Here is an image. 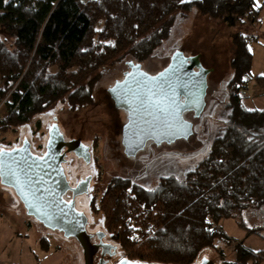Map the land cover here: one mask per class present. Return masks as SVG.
<instances>
[{"label": "trees", "instance_id": "obj_1", "mask_svg": "<svg viewBox=\"0 0 264 264\" xmlns=\"http://www.w3.org/2000/svg\"><path fill=\"white\" fill-rule=\"evenodd\" d=\"M193 8L212 19L260 22L255 0H0V130L58 101L91 102L101 68L149 59ZM248 38L232 33L227 114L207 155L183 177L161 176L153 187L110 180L99 206L127 259L196 264L209 248L221 264H264V250L232 240L221 226L231 219L247 235L264 229L243 219L264 206V109L244 104L247 84L264 83V75L250 74Z\"/></svg>", "mask_w": 264, "mask_h": 264}, {"label": "rangeland", "instance_id": "obj_2", "mask_svg": "<svg viewBox=\"0 0 264 264\" xmlns=\"http://www.w3.org/2000/svg\"><path fill=\"white\" fill-rule=\"evenodd\" d=\"M255 7L261 9L260 22L256 23L238 21L231 15L222 19H212L193 10L182 20H176L171 30V36L162 42V45L151 54L149 59L142 62L143 67L148 71L152 68H162L163 61H167L174 51L180 50L186 56L197 55L200 65L204 69H210L206 75L205 103L198 117L191 116L190 118V121L193 122V133L188 139H176L171 143H163L161 147L156 146L157 149L154 148L150 153L151 156L147 154L146 149H143L136 155L139 164H131L123 158L122 168L121 161L116 160L114 152L111 150L110 139L113 133L117 137L120 136L124 121H122V115L119 117V113H116L117 109L107 100V92L104 89L110 81L112 70L116 71L115 66L111 65L101 68L102 81L98 91L92 94L91 102L73 106L67 100L58 101L43 113L34 115L28 123L9 128L6 131L0 130V148L22 145L27 141L37 151V143L45 141L47 129L53 120L52 116L56 115L58 124L66 137H80L92 149L91 156L96 167L100 164L98 170L93 163L90 168H84L78 159L70 156L69 163L71 164L69 165L78 170L75 174L84 175L93 172L96 179L100 178L97 182L100 186L105 182V179L114 175L128 176V179L133 183L137 182L144 187H153L161 176L183 177L186 172L195 167L200 159L207 155L212 139L221 134L223 121L227 114V110L224 108L228 99L227 83L232 76L230 58L233 53L231 41L233 32L241 31L249 37L248 49L250 52L252 51L250 74L253 76L264 75V0H255ZM2 36L4 37V35ZM50 69L54 70V68ZM247 85L244 91V104L249 108L264 109V83L259 85L252 79ZM94 103L98 105L93 107ZM0 112H3L2 106ZM80 165L81 167H79ZM12 191L14 192L11 187L0 182V200L9 206L17 205L20 209L23 204L19 198L16 197L17 199L9 201L8 196L11 194L9 192ZM102 196L98 193L94 197L90 195L79 198L77 204L88 217L87 230L92 233L105 232V240L115 244L114 240L106 233L104 210L99 206ZM88 200H92V202L89 204ZM3 201H0V204H3ZM28 218L32 220L33 225L31 233L26 236L27 244L35 249L39 260L33 264H83L82 250L74 237H66L61 231L47 228L37 220H33L32 216ZM243 219L251 227L264 228V206L258 210L248 209L243 213ZM3 222L5 220L0 218V224ZM221 226L232 240L242 241L245 247L255 251L264 249V229H262L261 236L258 237L255 234L247 235L231 219L223 220ZM16 230L25 234L28 228ZM41 235L48 238L49 245L46 244L45 251L40 250L34 243L36 238ZM22 240L20 238V241ZM116 247L114 256L109 257L107 264H115L122 258H128L118 245ZM229 250V248L226 249L227 254L232 257ZM203 255L212 259L216 264H221L220 257L218 258L213 251L210 252L209 248L204 249L201 258ZM228 256L226 257L228 258Z\"/></svg>", "mask_w": 264, "mask_h": 264}, {"label": "water", "instance_id": "obj_3", "mask_svg": "<svg viewBox=\"0 0 264 264\" xmlns=\"http://www.w3.org/2000/svg\"><path fill=\"white\" fill-rule=\"evenodd\" d=\"M141 65V62L128 61L129 72L110 89L116 107L128 113L121 135L124 153L130 157L143 150L148 141L161 144L188 139L193 133V122L185 115L191 112V116L198 117L202 112L206 75L210 70L200 65L197 55L186 56L180 50L174 51L167 65L156 73H148ZM160 73L166 74L160 77ZM63 146L79 157L88 154L87 146L79 139L64 141L57 124L51 127L46 151L41 156L31 151L27 141L19 147L3 148L9 155L4 157L5 175L0 176V182L14 190L27 215L47 228L61 231L66 237H74L81 247L83 264H105L103 255L114 254L117 247L102 241L91 242V234L86 230L87 217L76 209L74 201L75 195L85 192L86 187L70 188L61 165ZM69 188L73 195L66 200L64 195ZM103 234L99 231L98 238ZM99 248L101 257L95 262L94 255ZM116 264L152 263L122 258ZM196 264L216 263L203 255Z\"/></svg>", "mask_w": 264, "mask_h": 264}, {"label": "flooded vegetation", "instance_id": "obj_4", "mask_svg": "<svg viewBox=\"0 0 264 264\" xmlns=\"http://www.w3.org/2000/svg\"><path fill=\"white\" fill-rule=\"evenodd\" d=\"M169 59L167 61L166 60L163 61L162 68H164L165 65H167V63L169 62ZM128 61H134V60L128 59V60L121 61L122 63L121 62H117V64L118 63H121L120 65H117V64L113 65V67L115 66L116 71H115V69L112 70V72L110 74V81L104 87V89H106L107 96H108L107 100L111 103V105L115 109H117L116 113H119V117H120V115H122V117H123V120L122 121H124V123L127 122L128 113L126 111H124L123 109H121V108L118 109V107H116L115 102H114V100L111 97L110 89L113 88L116 85V83H118V81L123 80V77H124L125 73L129 72L130 68L128 67ZM134 62L136 63V61H134ZM141 64H142V62H141ZM116 65H117V67H116ZM141 67H143V65H141ZM162 68H159V67L158 68H152L149 71L146 70V68H144V70L151 74V73H156V72L162 70ZM100 72H101V76L94 83L93 93H96V91H98L99 86L101 84L103 73H102V71H100ZM96 104L94 103L92 106L94 107V106H96ZM188 113L185 115V118L189 117L188 116ZM52 118H53L52 123L50 124V126H49V128L47 129V132H46V139H45V141L44 142H40L39 141L37 143V145H36L37 151L34 150L32 148L31 143H29L30 144V149H31V151L34 154H36L38 156H41L43 153H45V151H46V143H47V140H48V137H49V131H50L51 127L53 125H55V124H57L58 129H59V132L62 134L64 141L68 142V141H71V140H77V139H79L85 146H87L88 154L86 155V157H79V156H77V154L75 152H73V151H67V147L66 146H63L62 147V150H61V153H64V156H63L64 160L61 163V165L63 167L64 173H65V176H66V179H67V181L69 183L70 188H76L78 185H80V187H82V188H83V186L86 187V191L85 192L80 193V194H77L74 197L76 209L79 210V211H82L86 215V213L82 209H80L78 207L77 202H78V199L79 198H84V197L90 196V195L92 197H94L98 193H100L101 195H104V194L108 193V190H107L108 189V185H109V182H110V180L112 178H115V177H122V178H125L126 177V178H129V177L128 176H125V175H121V176L120 175L119 176H115L114 175V176L108 178L107 180L105 179L104 180L105 182L103 181L104 183L100 186L97 183V182H99V179L100 178H97L96 179L94 177L93 172L85 173L84 175H79L78 173L75 174L78 170H77V168H71V166L69 165V164H71V163H69V159H70L69 157L72 156L73 158L78 159L81 162V165L84 166V168H90V166L92 165V163L94 164L93 159H92V156H91L92 149L80 137H66L65 133L62 132V130H61V126L58 124V118H57V116L56 115H53ZM37 131H38V129H37ZM121 132H122V129H121ZM110 142H111V150H112V152H114V157H116V160H118V162L121 161L120 165H121L122 168H123V158L125 160L129 161L131 164H133V163L134 164L135 163L136 164H139L138 158L136 157V155L138 154V152L134 156H132V157L127 156L124 153V147L122 145V135H121V133H120V136H118V137L113 133V135L111 136ZM162 144L163 143L156 144V143H153L152 141H148L145 144L144 149H146L148 151L147 154L150 155V153L153 152L154 148L157 149V147H161ZM19 146H21V145H14V146H12L10 148L19 147ZM10 148H5V149H10ZM81 152L82 153H85V152H83V150ZM141 163H143V161H141ZM81 165L79 167H81ZM98 166H100V164ZM98 166L96 167V165L94 164V167H96L97 170L99 169ZM121 169H119V170H121ZM72 173H74V174H72ZM98 177H99V174H98ZM70 188L66 191V193L64 195V198L66 200H70L72 198L73 191ZM92 200H88V203L90 204L92 202ZM86 217H87V215H86ZM87 226H88V217H87V223H86V230H87ZM87 232L89 234H91L90 240H91L92 243H99V242L102 241L104 243H108V244H111V245H115V244L110 243L107 240H105V237H106L105 236V232H103L104 234H103V236H102L101 239H99L98 236H97V233H99V231H96V232L92 233V232H89L87 230ZM116 249H115V252H116ZM112 251H113V249H110V252H112ZM114 254L105 253L103 255V259L105 260V264H107L109 262V257L110 256H114ZM100 257H101V249L99 248L98 251L96 252V254L94 255V261L97 262Z\"/></svg>", "mask_w": 264, "mask_h": 264}, {"label": "crops", "instance_id": "obj_5", "mask_svg": "<svg viewBox=\"0 0 264 264\" xmlns=\"http://www.w3.org/2000/svg\"><path fill=\"white\" fill-rule=\"evenodd\" d=\"M193 10H195V12H199L200 14V11L197 8H193ZM9 193H11L8 196L10 198L9 201L18 198L15 192L12 191ZM0 215V218L5 220V222L0 224V264H33L38 262L39 260L35 249L33 247L31 248L30 244H27L26 236L31 233L30 230L32 229L33 222L30 218H28L29 216H26L27 214L23 205L19 209L17 205L9 206L3 201V204H0ZM32 219L34 220V218ZM26 227L28 230L25 234L24 232L22 234L16 230ZM20 238L23 240L20 241ZM34 243H36L37 247H39L42 251H45L44 249L46 244L49 245L48 238L45 235H41L36 238ZM211 251L212 250H210V252Z\"/></svg>", "mask_w": 264, "mask_h": 264}, {"label": "snow or ice", "instance_id": "obj_6", "mask_svg": "<svg viewBox=\"0 0 264 264\" xmlns=\"http://www.w3.org/2000/svg\"><path fill=\"white\" fill-rule=\"evenodd\" d=\"M184 2V0H182ZM166 73H160V77H164ZM129 76L132 75L131 73L128 74ZM146 75V74H143ZM153 80L156 79V77L152 78ZM119 86V85H118ZM113 91H116V89H113ZM136 99H139V97H136ZM143 103V101L141 102ZM9 153L5 152L2 148H0V176L5 175L4 168L6 167L4 157L8 156ZM13 163H18L17 161L13 160ZM14 174V172H13ZM60 203H63V201H60Z\"/></svg>", "mask_w": 264, "mask_h": 264}]
</instances>
